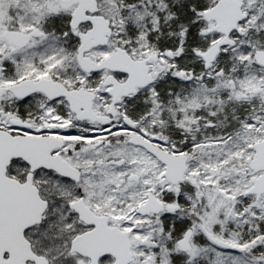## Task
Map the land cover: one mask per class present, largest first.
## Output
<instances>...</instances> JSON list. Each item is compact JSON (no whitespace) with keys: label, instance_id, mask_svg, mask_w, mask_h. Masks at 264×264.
<instances>
[{"label":"snow or ice","instance_id":"obj_1","mask_svg":"<svg viewBox=\"0 0 264 264\" xmlns=\"http://www.w3.org/2000/svg\"><path fill=\"white\" fill-rule=\"evenodd\" d=\"M0 264H264V0H0Z\"/></svg>","mask_w":264,"mask_h":264}]
</instances>
